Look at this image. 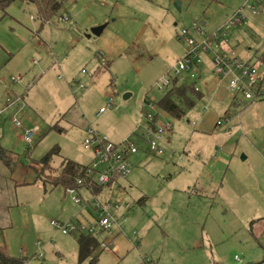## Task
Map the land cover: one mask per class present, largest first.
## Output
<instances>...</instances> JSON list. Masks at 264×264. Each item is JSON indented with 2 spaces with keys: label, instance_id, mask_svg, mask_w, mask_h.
Instances as JSON below:
<instances>
[{
  "label": "rangeland",
  "instance_id": "374dc122",
  "mask_svg": "<svg viewBox=\"0 0 264 264\" xmlns=\"http://www.w3.org/2000/svg\"><path fill=\"white\" fill-rule=\"evenodd\" d=\"M242 4L243 0H67L60 14L69 21L54 19L39 36L35 32L42 21L36 4L16 1L6 12L0 10V45L6 51L22 49L18 58L23 60V80L18 88L28 81L33 84V73L45 65L58 61L61 66L49 73L45 89L51 100L37 112L35 124L41 133L34 141L22 140L9 121L0 127V145L18 158L12 170L0 158V245L9 255L28 257L30 264H91V258L79 263L77 235H64L51 225L82 219L90 208L77 205L62 187L51 191L50 185L43 186L66 159L89 164L93 155L84 140L91 127L116 144L131 139L140 148L132 156L131 173L122 180L126 189H114L109 199L120 205L111 210L116 222L100 237L119 250L99 247L93 256L99 258L96 264H264V100L234 105L225 115L230 94L224 83L215 89L208 55L196 82L206 97L180 121L167 116L176 132L171 142L160 141L163 156L149 153L148 125L140 121L145 96L159 102L171 90L160 91L156 85L172 76L173 66L187 51V43L179 39L181 29L206 19L207 31L213 32ZM260 12L227 36L253 63L255 52L264 55V6ZM102 25L104 32L92 35ZM7 57L2 53L0 64ZM178 79L179 85L192 84L186 74ZM79 80L85 89H78ZM143 111L149 112L148 107ZM220 119L224 124L216 128ZM56 124L57 129H51ZM200 137L213 143L204 146V155L194 156L200 164L191 170L189 162L181 166L183 147L195 144L197 150ZM56 147L60 153L52 158L53 169L33 184L35 170H41L36 162ZM196 176L211 181L210 194L189 188ZM76 195L90 199L85 189ZM145 196L149 200L139 203Z\"/></svg>",
  "mask_w": 264,
  "mask_h": 264
},
{
  "label": "built area",
  "instance_id": "2783aa9c",
  "mask_svg": "<svg viewBox=\"0 0 264 264\" xmlns=\"http://www.w3.org/2000/svg\"><path fill=\"white\" fill-rule=\"evenodd\" d=\"M264 0H243L242 6L234 11L220 26L213 32L207 31L208 22L206 19L194 21L188 28L181 29L179 39L187 43V51L173 66L172 76L163 77L156 85L158 90L173 86L175 80H179L182 75L190 77L192 84L196 83L201 77L204 57L211 56L212 75L218 80L219 84L224 83L230 94L232 104L247 105L264 100V63H253L250 60L243 59L236 48L225 50L224 46L229 45L227 38L229 31L237 26L244 24L249 16L261 14ZM34 20V17L31 16ZM60 22H67L68 17L58 18ZM82 73L85 75L86 70ZM60 78V77H59ZM23 77L21 75L11 78L14 84H21ZM78 89H85L81 81H77ZM199 90L198 87H196ZM113 106L110 100L109 107ZM26 107L25 98L22 95H8L5 104L0 107V127L3 124V117L14 108L15 114L11 118V124L15 129L20 130V138L26 143H31L41 133V127L37 124L25 126L21 116L24 115ZM144 107H148L149 112H144ZM143 110L141 113V122L148 125L146 141L149 153L152 156L161 157L165 153V148L160 141L167 139L173 130V124L167 119L166 113L160 108L159 102L154 96L147 94L143 101ZM106 109H101V113ZM226 122L231 119L224 118ZM222 119L217 121V127L223 126ZM194 125H196L194 123ZM230 131V128L227 129ZM87 137L84 140V146L92 152L93 159L87 165L88 172L94 176L95 183L105 190L111 185L118 184L126 180L133 169L131 157L139 153L140 148L131 140L127 139L121 144H116L108 137L99 134L95 129L88 127ZM78 184L83 186V181ZM87 190V189H86ZM73 196V201L82 206L83 209L90 208V220L82 222L72 219L67 223L53 221L51 225L64 235H84L101 237L107 231H110L116 222L115 215L111 213L112 209L118 210L119 204H112L109 200H103L101 196L91 194L90 199H84L77 196L75 189H69ZM105 192V191H104ZM130 206L127 205V209ZM101 250L118 251V246L112 241H103L100 244ZM41 251V247L39 249ZM39 253L38 258H42ZM27 264V262H25Z\"/></svg>",
  "mask_w": 264,
  "mask_h": 264
},
{
  "label": "trees",
  "instance_id": "16d2710c",
  "mask_svg": "<svg viewBox=\"0 0 264 264\" xmlns=\"http://www.w3.org/2000/svg\"><path fill=\"white\" fill-rule=\"evenodd\" d=\"M16 1L36 4L39 16L44 21H48L60 14L67 0H0V10L6 12L7 8ZM262 58L264 60V56ZM196 85V83L179 85L178 80H175L168 94L159 101L160 108L170 118L182 120L186 116L187 111L193 110L197 103L205 98V93L202 90H197ZM225 115H228V113ZM58 126L56 124L51 129H57ZM59 153L60 149L56 147L39 162H36L37 165L41 166V170H35L37 177L32 182L33 184L42 180L45 171L53 169L51 165L52 158ZM0 158L11 170L18 164L17 155L14 152L5 150L1 145ZM79 180L83 181V186L78 184ZM47 185L51 186V191L58 187L64 188L65 191L75 189L78 192L81 189H87V192L96 196H101L105 191L104 187L95 183L94 176L89 174L87 165H81L69 159L64 160L61 168L53 173L48 180L43 181L44 188ZM147 200L148 198H142L139 203H146ZM77 243L79 247V263L91 258V264H96L99 258L98 256H93L100 247L101 240L99 241L94 236L80 235L77 236ZM25 262H27L25 258L11 257L8 255L6 247H0V264H25Z\"/></svg>",
  "mask_w": 264,
  "mask_h": 264
},
{
  "label": "crops",
  "instance_id": "0c3cea01",
  "mask_svg": "<svg viewBox=\"0 0 264 264\" xmlns=\"http://www.w3.org/2000/svg\"><path fill=\"white\" fill-rule=\"evenodd\" d=\"M57 17L60 18V17H67V16L59 14ZM57 17H55L54 19H57L58 20ZM39 18L42 21V28L36 30V32H35V35L36 36H39L40 31L43 29V27L45 26V24H50L51 25V22L54 20V19H52V20L44 21V19H42L40 16H39ZM35 20H36V18L34 17V20L33 21H35ZM58 22L59 23H64V24L67 23V22H60L59 20H58ZM236 46H237V43L232 39V40H229V45L228 46H224V48H225V50H229L231 48H236L237 49ZM20 50H22V49H20ZM20 50L17 51V49H10V50L6 51L4 49V47L0 45V55L5 52V53H8V57H9V60L7 62L4 61L3 64H0V107H3L4 106L5 99H6V97L8 95H14V94H16V95H22V96H24L25 102H26V107L24 109V115L21 116V118H22L23 121L24 120L26 121V123L24 122L25 126H30L31 124H35L36 123L35 120H36L37 112L38 111H40V112L43 111V109H45V106L50 103V100L51 99L49 98V96L47 94V91L45 89V87L47 85V82L51 79V75L49 74L50 71L53 70L55 67L56 68H61V66L59 65L58 61L55 62L57 66L56 65H54V66L51 65V66H48L47 67V65H45L44 69L43 70L41 69L39 73L38 72L33 73V78H31L32 81H33V84H31L28 81L27 84L24 85L23 88H18V85L17 84H14V83L11 82V78L14 77L12 75L13 72L19 73V75H20V73H22L21 63H22L23 60H21L20 58H18V55L20 53ZM239 53H241V52H239ZM241 54H240V56L243 59H245V60H251V59H249L250 57H246L245 58ZM263 56H264L263 54H260L259 55L258 52H255L251 56V58H257L256 61L258 63H260V64H263V61H264L263 58H262ZM8 57H7V59H8ZM2 59L5 60L4 58H2ZM210 61L211 60L209 58V64H210V67H211V62ZM3 65L5 66V68H3L4 67ZM11 65L13 67L12 69H10V66ZM83 70H85V69H83ZM201 70L203 72V67H202ZM201 75H202V73H201ZM213 79H215V78H213ZM215 81H216V87H215V89H216V88H218L220 86V84H219V82L216 79H215ZM21 85H22V83H21ZM69 85H71V83H69ZM206 86L209 87V83H207ZM224 86L226 87V85H224ZM226 89H227V87H226ZM205 97H206V94H205ZM229 97H230V95H229ZM226 98L227 97H224L222 99L225 100ZM230 100H231V98H230ZM252 104H254V103H252ZM233 106H234V104H232V101H231V103H229L228 109L225 111V114L228 111H230V109H232ZM64 107H65V105H63V108ZM70 107H71V104L67 106V109H70ZM15 111H17V110H15L14 108H11L9 110V112L6 113V115L3 117V123L6 122V121L7 122L9 121L10 124H11V118L15 114ZM205 112L206 111L204 110V113ZM60 120H61V124H62L63 121H64V119L62 118ZM2 126H3V124H2ZM216 128H217V124H216ZM15 130H18V129H15ZM18 131H20V130H18ZM175 132H176V129H173L171 131V135H169V137L167 138L169 142L172 141V138H173V135L175 134ZM19 133L20 134L18 136L21 135V132H19ZM212 135H213V137H216V134L214 132L212 133ZM202 137L199 138L200 139L199 141H202L201 142L202 144H201V146L197 150H194V145L195 144H193L190 147V149H189L188 145H185L183 147V153L185 154L186 157L184 156V158H181L180 159V163L182 164L181 166L186 165V163L189 162L188 168H190V170H191V168L193 166H195V163L200 164V161L197 160V159H194V156H196V155H204L205 154L204 153V148H205L204 146L207 147V146H211L213 144L210 139H208V138L207 139L206 138L204 139ZM91 159H93V156H92ZM131 159H132V157H131ZM72 161H74V160H72ZM75 162H77V161H75ZM91 162H92V160L89 162V164ZM77 163H79L81 165H88V164H82L80 162H77ZM205 165H209V164L208 163H205ZM199 179H200V177L196 176L195 179H194L193 185L191 187H189V188L192 189V190L194 189V191H196V193L207 194V192H208L210 194V192L208 191V189H209V187H211V184H212L211 181L210 180L203 181V180H199ZM190 184H192V181H191ZM114 189H115V191H121V192H123V190L126 189V185H123L122 182H120L118 184L111 185L108 190H105L104 195L101 196V198L103 200H109L111 198V195L114 194ZM106 191H107V193H106ZM90 195H91V193H89V197H90ZM143 198H148V197L145 196ZM148 200H149V198H148ZM142 204H145V203H142ZM79 220L82 221V222L83 221L86 222V220H90L89 212H88V214L85 217H83L82 219H79ZM97 239L100 241V237L97 238ZM77 246H78V243H77ZM0 247H6V246L0 245ZM6 249H7V252H8V248L7 247H6ZM118 250H119V247H118ZM9 256H11V255H9ZM11 257H14V256H11ZM14 258H18V257H14ZM27 258L28 257H25L26 260H27ZM42 258H43V256H42ZM78 259H79V247H78ZM27 264H30V261L29 260H27Z\"/></svg>",
  "mask_w": 264,
  "mask_h": 264
},
{
  "label": "water",
  "instance_id": "95a60500",
  "mask_svg": "<svg viewBox=\"0 0 264 264\" xmlns=\"http://www.w3.org/2000/svg\"><path fill=\"white\" fill-rule=\"evenodd\" d=\"M177 5L180 6V1H177ZM105 28H106V25H102V26H99V27L94 28L92 30V35H94V36H100L104 32ZM88 37H91V35H89ZM129 96L130 95L127 94L125 96V98H128Z\"/></svg>",
  "mask_w": 264,
  "mask_h": 264
}]
</instances>
